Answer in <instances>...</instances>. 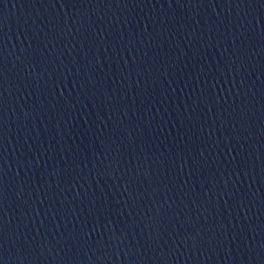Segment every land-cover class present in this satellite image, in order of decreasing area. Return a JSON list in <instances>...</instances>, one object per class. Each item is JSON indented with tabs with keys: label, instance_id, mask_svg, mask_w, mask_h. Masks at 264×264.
<instances>
[{
	"label": "water",
	"instance_id": "obj_1",
	"mask_svg": "<svg viewBox=\"0 0 264 264\" xmlns=\"http://www.w3.org/2000/svg\"><path fill=\"white\" fill-rule=\"evenodd\" d=\"M0 264H264V126L105 0H0Z\"/></svg>",
	"mask_w": 264,
	"mask_h": 264
}]
</instances>
